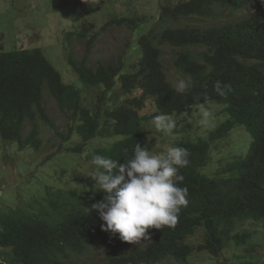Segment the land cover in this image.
Instances as JSON below:
<instances>
[{"label": "clouds", "instance_id": "clouds-1", "mask_svg": "<svg viewBox=\"0 0 264 264\" xmlns=\"http://www.w3.org/2000/svg\"><path fill=\"white\" fill-rule=\"evenodd\" d=\"M186 1L178 0L174 5ZM74 15L77 17L76 10ZM111 24L132 26L136 31L142 29V25L132 18L116 17L105 26ZM84 25L89 27L94 23L82 24L80 31ZM192 25L206 34L235 38L242 50L248 49L249 45V48L253 47L247 54L235 57L236 66L248 98L259 97L264 101V0H209L202 18L185 17L176 28ZM241 27L251 30V39L243 43L237 35ZM95 29L96 25L91 28V35ZM72 37L83 42L89 53L77 32L66 35L68 42ZM136 45L137 41L132 46L134 56H125L108 65L118 68L127 58L136 61L139 57ZM163 47L161 53L164 55ZM172 50L176 56L177 52ZM0 52L10 51L2 48ZM205 52L201 46H188L186 50L191 57L199 58V64L204 66L200 82L180 73L174 66V58L172 65L180 76L174 85L169 80L162 55V79L141 78L124 82V75L115 72L116 86L109 90L106 101L97 99L99 89L84 88L78 78L75 79L71 84L82 93L70 107L85 111L76 116L72 114L74 112L62 113L67 122L64 131H57L47 109L49 122L38 113L34 121H27L26 128L30 126L32 130V124L36 125L40 139L44 126L55 130L60 143L48 160L56 155L70 158L72 163L61 166V179H56L70 183V186L46 184L45 187L73 191L72 198L89 212L95 234V250L86 255H71L68 250H63L57 262L41 247L31 246V254L42 264H193L192 261L200 257L208 258L200 264H228L231 258L237 260L236 264L241 263L244 247L235 244L232 247L233 242H224L221 235L211 236L208 227L200 226L187 212L192 196L185 180L196 173V155L210 145L212 160L203 173L213 177L219 168L245 157L255 144V138L244 127L226 128L229 117L224 109L227 106L215 95H224V89L230 85L216 82V68L205 58ZM70 59L73 58L68 59V64L72 66ZM90 69L95 73L99 71ZM212 106L217 109L211 111ZM245 131L252 139L250 146L244 143L247 140ZM215 135L221 140L213 142ZM42 145L43 141L41 148ZM231 149H237L238 153H225ZM215 154H220L217 160ZM216 162V168L209 174ZM49 198L44 192L20 209L33 213L31 205H34L36 215L40 216L44 210L51 211L53 230L61 234L72 205L68 206L69 214L65 217V203L55 206L54 200L49 202ZM199 235L200 242L194 243L193 239ZM230 247L237 255L227 256Z\"/></svg>", "mask_w": 264, "mask_h": 264}, {"label": "trees", "instance_id": "trees-1", "mask_svg": "<svg viewBox=\"0 0 264 264\" xmlns=\"http://www.w3.org/2000/svg\"><path fill=\"white\" fill-rule=\"evenodd\" d=\"M208 1L187 0L164 7L157 21L161 28L153 27L139 36L135 46L139 51L136 61L127 58L118 68L100 63L97 73L86 67L85 63L73 59H70V63L79 84L87 89H99L97 99L106 101L109 90L116 86L113 77L115 72L124 75V82L141 78L162 79L163 46L177 52L174 66L180 73L200 82L204 66L199 64V58L191 57L186 50L188 46L206 49L205 58L216 68V82L230 85V88L224 89V95H215L218 101L227 106L224 109L229 117L226 128L244 127L255 138V144L245 157L219 168L213 177L203 173L212 160L210 145L200 155H196V173L185 180L192 196L187 212L196 218L200 226L206 225L211 236L221 235L224 242H233L232 247L234 244L239 248L244 247L240 264H258L255 253L263 247L262 242L257 240L259 231H242L239 225L264 221V101L259 97L248 98L235 59L239 54H247L253 47L249 48V45L248 49L242 50L235 38L206 34L196 29L195 25L176 28L181 20L185 21V17L202 18ZM94 27L84 25L78 33V38L85 41L88 52L107 29L104 25L101 31L95 30L93 35H98L95 37L91 35V28ZM237 35L243 43L251 39V30L241 27ZM75 89L64 80L40 48L0 52L2 142L16 144L20 149L30 147L39 150L42 141L34 123L30 133L24 135L27 121H34L38 113L49 122L44 108L45 93L56 100L59 110L64 114L66 111L74 112L72 114L76 116L85 111L70 107L82 93ZM220 140L216 135L212 139L213 142ZM45 192L50 197L49 202L54 200L55 206H59L60 202L65 203V217L69 214L68 206L72 205L65 229L61 234L54 232L51 211H42L41 208L40 216L36 215L34 205H31L33 213L20 207H10L9 211L0 215V264H42L31 254V246L41 247L56 262L63 250H68L71 255H86L92 249L95 250L91 216L84 206L72 198L73 191L54 190L46 186Z\"/></svg>", "mask_w": 264, "mask_h": 264}, {"label": "rangeland", "instance_id": "rangeland-1", "mask_svg": "<svg viewBox=\"0 0 264 264\" xmlns=\"http://www.w3.org/2000/svg\"><path fill=\"white\" fill-rule=\"evenodd\" d=\"M74 1V2H72ZM178 0H0V51L19 50L21 48H40L52 65L65 77L67 83L77 79L73 68L68 63L72 57L76 61L84 62L87 67L97 68L100 63L114 64L125 56H134L132 46L140 34L158 26L161 9L164 5H174ZM90 5V6H89ZM76 10L75 17L74 12ZM132 18L142 25L141 31H136L132 26L111 24L99 37L94 49L87 53L83 42L74 37L68 42V33H79L82 24L96 25L99 30L108 21L114 18ZM163 62L169 80L175 85L180 79L172 65L175 58L170 47H163ZM118 93V89L116 91ZM115 95V94H114ZM44 103L47 112L57 131H64L67 125L64 115L59 110L55 100L45 94ZM217 109L212 106L211 111ZM31 131L30 126L25 129L27 136ZM241 139V134H238ZM251 145V137L244 133ZM42 148L39 151L28 147L20 149L12 143L4 144L0 139V215L9 211L10 207L24 208L30 201L44 195L45 185L68 187L70 183L57 181L61 179V166L72 163L69 157L48 160L54 155L55 147L59 144L55 130L42 128ZM243 142V139H241ZM231 155L237 154V149L226 150ZM222 153V154H225ZM217 160L220 154L214 155ZM58 158V159H57ZM57 159V160H56ZM217 166L214 163L208 171L210 174ZM72 166L70 167V169ZM78 174H76L77 176ZM67 176V175H66ZM69 180V178H67ZM241 226L244 229L259 231L257 240L264 244V221L246 222ZM201 240V235L193 239L194 243ZM253 240L250 242V244ZM227 256L237 255L235 249L230 247ZM258 264H264V246L256 253ZM206 257L196 258L193 264L204 263ZM228 259L226 260V262ZM102 260H99L101 263ZM237 260L231 258L230 263L236 264Z\"/></svg>", "mask_w": 264, "mask_h": 264}]
</instances>
